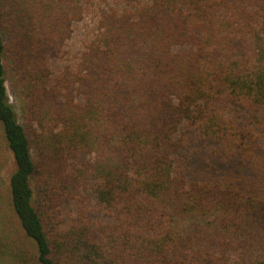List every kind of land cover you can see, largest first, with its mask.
<instances>
[{
	"label": "trees",
	"instance_id": "1",
	"mask_svg": "<svg viewBox=\"0 0 264 264\" xmlns=\"http://www.w3.org/2000/svg\"><path fill=\"white\" fill-rule=\"evenodd\" d=\"M0 264H264V0H0Z\"/></svg>",
	"mask_w": 264,
	"mask_h": 264
},
{
	"label": "rangeland",
	"instance_id": "2",
	"mask_svg": "<svg viewBox=\"0 0 264 264\" xmlns=\"http://www.w3.org/2000/svg\"><path fill=\"white\" fill-rule=\"evenodd\" d=\"M91 20H87L78 25L75 33L66 46L70 58L78 57L84 45V36L92 27ZM73 60V59H72ZM213 143L208 141L197 140L182 156H180L179 163L182 166L183 172L190 176H197L198 178L211 177L216 170H220L223 154L212 147ZM15 169L14 161L12 160L8 168L3 173L4 179H8ZM75 213L73 206L66 211L67 220ZM70 214V215H69Z\"/></svg>",
	"mask_w": 264,
	"mask_h": 264
}]
</instances>
